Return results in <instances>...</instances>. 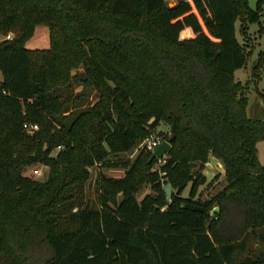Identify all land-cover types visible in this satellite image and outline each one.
<instances>
[{"label":"trees","instance_id":"obj_1","mask_svg":"<svg viewBox=\"0 0 264 264\" xmlns=\"http://www.w3.org/2000/svg\"><path fill=\"white\" fill-rule=\"evenodd\" d=\"M263 6L0 0V35L11 36L0 41V260L264 264V252L250 250L264 243V164L257 155L264 94L256 87L259 115L247 110L263 54L251 79L237 80L249 53L234 29L239 19L245 34ZM39 24L49 46L28 49ZM161 122L168 126L161 140L171 147L158 168L159 159L142 148L132 161L112 158L136 148ZM24 123L37 129L29 133ZM210 158L224 167V185L214 193L216 176L207 179L195 165ZM32 163L49 169L44 181L22 174ZM95 166L122 175L98 172V205L90 207L84 186ZM143 183L154 194L138 199Z\"/></svg>","mask_w":264,"mask_h":264},{"label":"rangeland","instance_id":"obj_2","mask_svg":"<svg viewBox=\"0 0 264 264\" xmlns=\"http://www.w3.org/2000/svg\"><path fill=\"white\" fill-rule=\"evenodd\" d=\"M169 7L174 6L177 2L172 0H165ZM264 8V6L262 7ZM240 20L237 19L234 23L235 29V37L239 43H244L246 45V49L249 53L248 60L246 65L243 68L236 70L235 77L242 83H245L251 79V71L252 66L258 57L263 54V58L261 60L260 66L258 68V80L252 85L250 83L249 89L247 92L248 97V114L251 117H256L259 115L258 103L261 105L259 101L255 100V91L253 88L259 92L264 94V14L261 13L260 18L256 22L248 23L245 29V34L240 32ZM1 39V35H0ZM49 46V38H48V30L45 25L39 24L36 25L34 28L33 35L26 41L25 47L28 49H45ZM2 78L0 73V79ZM256 104V105H255ZM256 107V108H255ZM168 131V126L161 122L158 124L154 132L150 135V137H157L158 139H162V134H165ZM138 146V145H137ZM138 153V147L130 150L128 152H121L117 154L115 160H133ZM257 155L260 163L264 164V141H260L257 143ZM159 159V162L153 167V170L158 168L160 164L163 163V159ZM211 161V158H210ZM34 168H39L41 170L40 175H33L32 171ZM49 169L39 163H32L25 166L22 170V174L28 176L34 180L44 181L48 176ZM98 172H101L105 176H112V177H119L122 175V170L118 168L112 167H101L95 166L90 169V175L85 183L84 186V204L87 203L90 207H97L98 205V196L99 190L97 187V177ZM203 173L207 177V179H212L216 176V181H214L213 186L211 187L210 192L214 193L217 192L221 186L224 185V180L222 176V170L220 166L216 163V167L214 170H211L208 167H205ZM191 183H188L187 187L182 191V196L187 197L189 188ZM198 190H204L203 187H198ZM174 192V190H173ZM145 194H154V191L151 190L149 184L143 183L136 194L137 198L140 199ZM257 250L264 252V243H259L257 246H251L250 250L254 253ZM0 264H5L3 260H0Z\"/></svg>","mask_w":264,"mask_h":264},{"label":"water","instance_id":"obj_3","mask_svg":"<svg viewBox=\"0 0 264 264\" xmlns=\"http://www.w3.org/2000/svg\"><path fill=\"white\" fill-rule=\"evenodd\" d=\"M260 0H248V5L252 10L256 9L257 3ZM171 144L169 141L167 140H162L158 143H156L152 149H151V153H150V159L152 158H157V159H162L166 153L170 150ZM214 159V158H213ZM216 161V163L220 166L222 172H224V167L223 164L217 160L214 159ZM196 172H203L205 167L210 168L211 170H214L215 165L209 160L206 163H201V162H196ZM162 190L164 191L165 194V198L166 201L169 202L171 200V196H172V187L170 186L169 183H165L162 185ZM219 210V208L217 206H215L210 212V215H213L215 212H217Z\"/></svg>","mask_w":264,"mask_h":264},{"label":"built area","instance_id":"obj_4","mask_svg":"<svg viewBox=\"0 0 264 264\" xmlns=\"http://www.w3.org/2000/svg\"><path fill=\"white\" fill-rule=\"evenodd\" d=\"M175 2H179V1H183V2H187V3H191L193 0H172ZM7 38H10L11 36L8 35L6 36ZM2 94H8V92L2 91ZM23 128L27 131V132H32L34 130L37 129V125L36 124H30V123H24L23 124ZM162 141L161 139H158L157 137H148L145 140H143L141 143H139V145L137 146L138 148H142L148 151H151L152 147L158 143ZM61 146H58L57 149H60ZM33 175H40L41 174V170L39 168H34L32 171Z\"/></svg>","mask_w":264,"mask_h":264},{"label":"crops","instance_id":"obj_5","mask_svg":"<svg viewBox=\"0 0 264 264\" xmlns=\"http://www.w3.org/2000/svg\"><path fill=\"white\" fill-rule=\"evenodd\" d=\"M5 38H7V37H3V36H1V39H0V41L1 40H3V39H5ZM0 81H1V79H0ZM211 162L215 165V167H216V161L213 159V158H211ZM223 173V172H222Z\"/></svg>","mask_w":264,"mask_h":264}]
</instances>
